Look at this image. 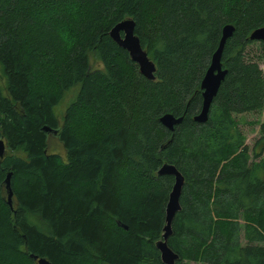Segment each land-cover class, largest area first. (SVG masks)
I'll list each match as a JSON object with an SVG mask.
<instances>
[{
	"label": "trees",
	"instance_id": "trees-1",
	"mask_svg": "<svg viewBox=\"0 0 264 264\" xmlns=\"http://www.w3.org/2000/svg\"><path fill=\"white\" fill-rule=\"evenodd\" d=\"M126 19L152 81L108 36ZM225 26V74L197 124ZM261 27L264 0H0V264H162L155 243L173 184L156 175L163 164L183 178L173 264H264V159L249 160L233 118L264 104L261 70L244 54ZM165 114L181 118L172 131ZM256 144L264 150V123Z\"/></svg>",
	"mask_w": 264,
	"mask_h": 264
},
{
	"label": "water",
	"instance_id": "water-1",
	"mask_svg": "<svg viewBox=\"0 0 264 264\" xmlns=\"http://www.w3.org/2000/svg\"><path fill=\"white\" fill-rule=\"evenodd\" d=\"M231 26H225L221 31V36L218 41L217 47L211 56L209 66L204 73L201 82V107L199 113L193 117V121L197 124L204 123L206 121L207 111L211 100L215 96L220 82L222 81L225 72L220 68V55L225 43V40L232 33ZM109 38L116 44L118 48L125 51L129 60L137 66L139 74L146 80H153L154 65L148 59L145 51L139 45L138 39L133 34V22L131 20H122L114 25L108 32ZM250 41L259 42L264 52V27L257 28L252 31L248 37ZM181 118H174L171 115H163L159 122L169 131H172V127L180 123ZM42 131L56 134V130H51L48 127H43ZM4 155V144L0 140V159ZM157 176H170L173 178V184L167 197V202L164 209V226L162 227L161 240L155 243V249L159 254V260L162 264H173L176 259L174 255L167 247L166 241L170 235V224L174 215L179 211V196L183 184L182 176L176 171V169L167 164H163L156 172ZM8 177L5 180L6 189V203L10 207L11 192L8 187ZM35 264H50L43 258H38L34 255H28Z\"/></svg>",
	"mask_w": 264,
	"mask_h": 264
},
{
	"label": "rangeland",
	"instance_id": "rangeland-1",
	"mask_svg": "<svg viewBox=\"0 0 264 264\" xmlns=\"http://www.w3.org/2000/svg\"><path fill=\"white\" fill-rule=\"evenodd\" d=\"M245 58L247 61H251L255 63L258 68L261 70L262 78L264 81V52L261 48V44L259 42L252 41L250 45H248L244 50ZM4 86V78L1 74L0 70V89L2 94L5 96ZM75 94V89L68 91L64 94L60 102L55 108V113L58 117V124L61 123V117L63 116L64 110L67 104L73 99ZM233 118L236 122L237 128L240 131L243 139L244 145L247 148V154L249 160L252 162H257L261 159H264V150L261 149L262 145L256 144L259 138V127L264 123V104L261 110L253 112V113H243V114H234ZM48 147L50 151H55L53 153L62 154V149L57 139L54 135L48 134ZM7 151L5 150L4 153ZM8 153V152H7ZM259 154L257 158H254V155ZM240 231H239V242L241 245L245 243L242 238V221L239 220Z\"/></svg>",
	"mask_w": 264,
	"mask_h": 264
}]
</instances>
